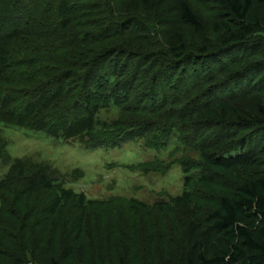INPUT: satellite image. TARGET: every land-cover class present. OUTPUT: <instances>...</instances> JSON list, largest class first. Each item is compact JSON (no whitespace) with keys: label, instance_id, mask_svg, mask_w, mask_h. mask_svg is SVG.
<instances>
[{"label":"rangeland","instance_id":"rangeland-1","mask_svg":"<svg viewBox=\"0 0 264 264\" xmlns=\"http://www.w3.org/2000/svg\"><path fill=\"white\" fill-rule=\"evenodd\" d=\"M109 1L115 25L128 28L133 18L141 22L142 31L130 34L131 45L166 57L165 65L177 71L173 83L187 71L190 83L196 85L202 74L208 90L218 87L207 100L218 95L224 101L209 110L198 103L186 122L221 121L230 125L227 132L260 135L261 144L256 153L234 152L233 158L243 155L225 168L220 164L228 162L204 157L202 145L184 138L183 119L167 121V109L124 111L125 102L113 101L96 113L93 135L103 146L94 149L87 148L90 138L65 140L0 123V145H5L0 182L21 160L28 177L34 165L49 167L65 189L85 196L65 200L57 189L25 192V181L14 175L11 186L0 190V264H183L190 231L204 238L206 217L221 199L264 173V128L242 129L237 119L251 122L264 110V28L246 43L227 44L229 33L215 31L220 19L211 0H185L202 23L201 32L176 18L181 0H161L157 10L140 0ZM173 35L186 49L181 59L169 53ZM143 84L135 85L129 103L149 97Z\"/></svg>","mask_w":264,"mask_h":264},{"label":"trees","instance_id":"trees-1","mask_svg":"<svg viewBox=\"0 0 264 264\" xmlns=\"http://www.w3.org/2000/svg\"><path fill=\"white\" fill-rule=\"evenodd\" d=\"M105 1L0 0L1 124L43 131L65 140L77 136L90 138L87 148L94 149L103 146L97 145L93 132L96 113L106 102H125L124 111L135 108L145 114L167 109V121L186 122L198 110V103L209 110L224 101L218 95L207 100L218 87L210 85L213 88L208 90L209 80L202 74L196 85L190 83L187 71L173 83L177 71L165 65L166 57L131 45L134 41L129 39L130 34L142 31L141 22L133 18L125 24L128 28L115 25L110 1ZM140 1L151 10H157L161 4V0ZM211 3L220 19L215 31L229 33L227 44L246 43L264 28V0H211ZM178 5L176 18L201 32L203 25L187 1L181 0ZM254 6L257 13L253 12ZM113 27L119 31L111 33ZM170 40L171 57L181 59L186 50L181 38L173 35ZM110 77H116L115 81ZM138 83H145L149 97L136 106L128 99L133 97ZM259 111L251 122L237 117L242 129L264 128V110ZM210 123L197 120L180 128L185 139L203 146L204 157L211 154L218 157L216 161L228 162L220 164L225 168L232 167L243 154L255 151L256 145L261 144L260 135L240 136L241 133L227 132L230 125L221 121ZM213 135L216 136L210 140ZM240 149L244 153L233 158L232 154ZM3 152L5 145H0V153ZM34 166L35 173L28 177L25 163L18 160L12 173L0 182V190L9 188L17 175L25 181L22 185L25 192L57 189L65 200L77 196L85 199L83 194L65 189L58 178L52 177L55 170ZM205 222L204 238L199 237L196 229L190 231L183 264H264V173L252 176L231 196L223 197Z\"/></svg>","mask_w":264,"mask_h":264}]
</instances>
